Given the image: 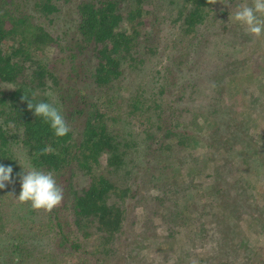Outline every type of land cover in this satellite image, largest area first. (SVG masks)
Returning a JSON list of instances; mask_svg holds the SVG:
<instances>
[{
    "label": "trees",
    "instance_id": "obj_1",
    "mask_svg": "<svg viewBox=\"0 0 264 264\" xmlns=\"http://www.w3.org/2000/svg\"><path fill=\"white\" fill-rule=\"evenodd\" d=\"M71 1L0 0V165L13 168V183L0 189V234L6 232L0 241L8 240L7 264H55L71 241L67 230L72 222L85 238L102 235L110 245L109 257H115L111 264L155 262L154 251L150 262L143 260L140 243L139 248L133 245L132 237L114 239L127 220H142L153 230L163 224L166 239L187 221L193 235L179 248L229 254L221 261L214 254L212 264L237 263L234 253L240 252L233 244L240 243L233 234L244 221L246 210L239 208H245L248 196L243 199L223 180L208 189L206 201L198 190L208 166L201 164L210 160L216 162L215 175L242 165L245 170L258 167L264 179V136L256 142L240 137V128L248 125L237 121L241 114L234 109L256 115L253 125L264 124L263 36L246 34L231 19L238 6L252 0L212 5L179 0L178 7L173 0H161L153 19L149 7L154 0H77L74 32L51 31L61 2ZM23 96L33 104H54L71 131L55 136ZM201 122L209 136L196 134L205 128ZM127 125L130 130H120ZM224 126L229 140L240 145L237 154L225 142L227 135L220 136ZM203 142L206 154L198 151ZM219 145L225 147L222 156ZM45 147L51 151L42 155ZM185 159L190 164L185 175L193 179L181 182L176 166ZM30 167L52 172L63 189V200L51 213L16 199L19 174ZM128 197L133 206L143 202L142 218L126 208ZM214 206L227 212L231 233L210 212ZM204 210L210 214L200 218ZM90 226L95 233L88 232ZM241 236L246 243L237 247L252 254L248 236ZM157 252L166 259V251Z\"/></svg>",
    "mask_w": 264,
    "mask_h": 264
},
{
    "label": "rangeland",
    "instance_id": "obj_2",
    "mask_svg": "<svg viewBox=\"0 0 264 264\" xmlns=\"http://www.w3.org/2000/svg\"><path fill=\"white\" fill-rule=\"evenodd\" d=\"M76 2L77 0H72L71 4L70 3L66 4L65 2L64 3L61 2L62 7H60L61 10L57 14L56 16L57 18L54 20L53 23H50L49 25V29H51V31L58 32V33L67 32V35H70L72 32H74V28H75L74 20L76 18H74L73 12H75L74 8L76 5ZM160 2L162 1L154 0L152 1V4L149 7V8H153V11L155 12L154 15L152 16V19L156 18V16L158 15L157 10L159 9L158 4ZM173 2L177 7L180 4L179 0H173ZM176 10L177 8L175 9V11ZM175 28L176 27H171L170 31H173V30L175 31ZM262 40H264V36ZM261 46L263 47L264 43H261ZM163 62L164 61H162V63L160 64L162 65ZM125 85L127 88L128 87L130 88V84L128 82ZM242 103H243L242 105L247 104L244 100L242 101ZM258 104L256 105L258 106ZM237 107L238 108L235 107L234 109L237 110V113L241 114V116L238 118L237 121L241 122L243 119V121L247 123L248 125V126H243L240 128V131H239L240 137L241 136L247 137L246 138L247 140L248 139L254 140V142H256L258 139H262V137L264 136V127H263L264 124L259 122L257 125H253V123L255 124L257 122L256 121L257 118L255 119L253 117H257V116L254 115L252 117L246 111H244L243 113L242 110H240V108L242 109V107L240 106H237ZM201 123L203 126H205V128L202 127L199 130L197 129L196 134H198L199 136L208 134L209 136L210 133H205L209 131L208 127L204 125V122H201ZM113 126L118 127V123ZM136 127L134 128V131L138 130ZM247 127L249 128L247 129ZM127 129L130 130L131 125H129V127L127 125L125 128L123 127L120 128V130L122 131L127 130ZM226 129H228L227 126H224V128H221L219 132L221 134L220 136L227 135L224 138V140L225 142L229 144L227 143L226 144L228 146H234L235 147L234 152L235 154H237L238 152L241 151L240 145L235 144V142H232L231 140H229L228 136L230 137V135L224 134ZM205 144L203 142V146H201V148H199L198 151H203V153L206 154ZM217 152L219 154L221 153L220 154L221 156L224 155L225 147L219 145V147L217 148ZM182 154L186 155V153L184 152ZM182 154H181V157H182ZM178 160H174V161L177 163ZM185 161L187 160L185 159L184 161L179 162L178 166H176L177 168H180V171L183 174V175L180 174L179 175L180 177H177L179 181L181 182H184L186 180L188 181L191 177L189 174L185 175L187 172V168L190 166V164ZM194 164L199 166V162L195 161ZM212 164L215 165L216 162H213L210 160V163L208 164L207 163L201 164V166H204V167L206 165L208 166H207V169L202 167V169L204 168L201 173L202 186L198 190V192L200 193V196L198 195L197 196L201 198V201H206L207 200L206 193L208 189L215 188L216 186H221L222 184L219 183L220 180H223L222 183L225 182V184L223 185H226L227 187L229 186L230 188H236L235 192L239 195H243L241 196L242 198L245 197V195L248 196L246 197L247 206L245 205V208H243L244 205H240V208L238 207L239 209L242 210V212L246 210L244 213H242L243 216H241L243 217L242 219L244 221H240L241 220V217H240L239 219L240 222H238L240 223V225L239 224L235 225V228H234L233 235L237 236V238L239 239L238 243L240 244L234 243L236 242L237 239L234 241L230 240V242L234 243L233 246L239 249L236 252H240V253H234L235 257H237V260H238L237 263L235 264H264V179L262 177V174L259 173V169H257L258 167L255 168V171L253 169H250V167L249 169L246 168L245 170V168L241 165L240 169H237V167L233 166V168L230 167V170H223V172L220 175H215L213 173L214 166ZM196 182H197L195 183L196 185L198 184V182H200L199 177L197 178ZM190 190L193 191V188H190ZM10 191H13V189H11ZM191 191H190V194H191ZM193 193H197V190L196 191L194 190ZM128 200L131 203L128 202L126 208L129 209V211L131 210L134 211L136 215H140V217L142 218L141 214L143 215L145 212L144 208L141 206V203L143 202L139 203L137 206H133L134 200H131V198L129 197H128ZM239 203H243V202L240 201ZM179 204H182V205L185 204L184 198H181L179 200ZM196 204L198 205V202H196L194 205ZM197 210H200V206H198ZM222 211H224L223 208L219 209V207L214 206L210 212L216 213L217 219L218 218L220 219L216 221H219L222 227H226L229 222L228 215H227V212L224 213ZM247 211H252V212H247ZM207 213L209 212H206L204 210L201 214H199L200 218H204L205 214ZM131 221L132 220H127L124 222L123 224L124 230H119L117 234L114 235V239H117L118 237L125 238L126 235L132 237L133 245L137 244L139 248V243H140L139 249L142 250V254H143L142 256L144 257L143 260H145L146 262L148 261L150 262L149 258L151 255H153L152 251H154V255L156 256L155 257L156 261L150 264H212L211 259L213 258L214 254L219 255L220 259L218 261L225 260L224 258L225 255H229V254H220V253L217 254V253L203 252L199 248L195 249L194 251L192 247L183 248V249H181V247L179 248V245L181 246L182 243H185L186 240L190 239L193 235L192 234L193 231L191 229L192 226H189L187 221L183 222L184 225L179 224L178 226L177 225L175 226L176 231H174V235H171L168 238L169 240L165 238V236L168 234V232L166 231V227H164L165 225L161 224L159 230H153V229H150L148 226L146 227L145 224L142 223V220H140L139 222H135V223ZM159 221H160L159 216H156L155 223H159ZM208 221L210 222L213 221V219L210 218V215L208 217ZM242 223H245L246 225ZM72 224H73V227L72 225H70V228L67 230L69 237L71 238L70 239L71 241L69 242L67 248H65L63 251L59 252L56 255L57 257L55 260V264H108L106 263L107 260H109V263H110L112 259L115 258V257H109L110 245L107 244L106 241H102V238H101L102 235L100 236V234L97 233L95 236L90 237L89 239L85 238L83 231L81 229H77L79 228L80 225L79 224L76 225L73 222ZM240 228H243V229H240ZM227 229L229 230V226L226 228H223L224 231L231 233V231L230 230L227 231ZM241 230L245 232V234L248 236L247 244L250 245L251 247H254L252 254L250 253L247 254L246 253L247 251L241 252V250H243L242 249L243 244L246 243L241 240L242 239L241 234L243 233ZM90 231L91 233H95V231L93 232V228L91 226L88 232ZM4 233L6 232L1 233L0 235L4 236ZM144 233L146 237L145 236L142 237ZM117 241L118 240H116L115 243ZM7 242H8L7 239L0 241V264H7L10 261L8 259V254H6L5 248H4ZM72 242L74 243V246L71 247ZM119 244L120 243H118L116 246L117 249L120 247V246L118 247ZM241 244H242V247L238 248L237 246ZM158 249H160V251L167 252L168 255L166 254L167 255L166 259H159L162 257L158 254L157 252ZM243 255L245 257H243ZM15 256H17L16 259L19 258L17 253L15 254ZM239 259H243V260H239Z\"/></svg>",
    "mask_w": 264,
    "mask_h": 264
},
{
    "label": "clouds",
    "instance_id": "obj_3",
    "mask_svg": "<svg viewBox=\"0 0 264 264\" xmlns=\"http://www.w3.org/2000/svg\"><path fill=\"white\" fill-rule=\"evenodd\" d=\"M209 5L216 4L217 0H207ZM220 2V0H219ZM221 3V2H220ZM234 23L240 25L246 34L261 38L264 36V0H252L251 5L245 3L237 7L231 17ZM23 99L27 100L24 96ZM27 107L33 111L35 117H40L48 123L57 137H64L71 128L62 112L52 103L41 101L33 104L27 100ZM51 151L45 147L41 154ZM19 162V161H18ZM13 168L0 165V189H4L6 183H13ZM21 176V191L16 197L20 204H29L34 211L51 213L63 200V189L57 184L52 172H44L34 167Z\"/></svg>",
    "mask_w": 264,
    "mask_h": 264
}]
</instances>
